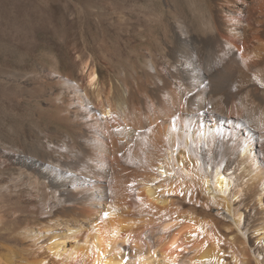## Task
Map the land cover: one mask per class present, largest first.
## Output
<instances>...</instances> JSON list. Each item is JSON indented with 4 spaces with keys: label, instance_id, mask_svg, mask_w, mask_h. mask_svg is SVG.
<instances>
[{
    "label": "bare ground",
    "instance_id": "6f19581e",
    "mask_svg": "<svg viewBox=\"0 0 264 264\" xmlns=\"http://www.w3.org/2000/svg\"><path fill=\"white\" fill-rule=\"evenodd\" d=\"M98 1L104 58L0 66L53 113L0 106V209L24 191L40 221L0 264H264V0Z\"/></svg>",
    "mask_w": 264,
    "mask_h": 264
},
{
    "label": "rangeland",
    "instance_id": "374dc122",
    "mask_svg": "<svg viewBox=\"0 0 264 264\" xmlns=\"http://www.w3.org/2000/svg\"><path fill=\"white\" fill-rule=\"evenodd\" d=\"M92 1L0 0V66L41 72L42 67L57 65L62 70H69L74 58L78 56L74 49L76 43L80 46L88 44L104 58L107 53L101 41L96 38L102 30L94 21L89 25L85 20L89 12L94 10ZM98 2L101 8H106L104 2ZM105 35L108 47L113 50L120 47L123 58L130 55L131 49L123 44L124 40L118 37L116 29L107 26ZM0 83L3 115L8 114L21 127H27L26 131L31 125L44 127L49 123L53 113L45 108L41 97L29 92L25 85L18 87L6 82ZM28 195L24 191L19 192L9 197V206L0 209L4 217L3 222L0 221V242H10L11 245L21 247L17 241L8 240L9 231L5 228L10 224L23 228L34 221V224L40 223L36 216L33 217L35 208ZM14 212L16 215H12Z\"/></svg>",
    "mask_w": 264,
    "mask_h": 264
}]
</instances>
